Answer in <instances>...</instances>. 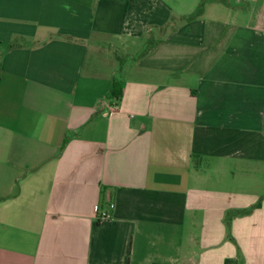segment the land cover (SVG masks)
<instances>
[{
	"label": "crops",
	"instance_id": "0c3cea01",
	"mask_svg": "<svg viewBox=\"0 0 264 264\" xmlns=\"http://www.w3.org/2000/svg\"><path fill=\"white\" fill-rule=\"evenodd\" d=\"M263 190L264 0H0V264H264Z\"/></svg>",
	"mask_w": 264,
	"mask_h": 264
},
{
	"label": "trees",
	"instance_id": "16d2710c",
	"mask_svg": "<svg viewBox=\"0 0 264 264\" xmlns=\"http://www.w3.org/2000/svg\"><path fill=\"white\" fill-rule=\"evenodd\" d=\"M203 6H204V1H202L200 3V6L198 8V10L192 15L189 17V19H193L195 18L197 15L201 14L202 13V10H203ZM11 48L12 47H15V45H11L10 46ZM114 91L112 92V96L115 97V98H119L120 96V89L118 86H114ZM261 203H257L256 205L254 206H251L250 208H247V209H243V210H230L226 213V216H225V223H226V226H227V229H228V234H229V237L231 238V224H232V220L234 219L235 216H243V215H247V214H250L254 209L260 207ZM235 261H232V260H227L226 261V264H231V263H234Z\"/></svg>",
	"mask_w": 264,
	"mask_h": 264
},
{
	"label": "built area",
	"instance_id": "2783aa9c",
	"mask_svg": "<svg viewBox=\"0 0 264 264\" xmlns=\"http://www.w3.org/2000/svg\"><path fill=\"white\" fill-rule=\"evenodd\" d=\"M115 209V205L114 204H110V206H109V210H114ZM94 210H95V212L96 213H98L99 214V206H95L94 207ZM100 220H104V221H107V220H111L112 219V215L111 214H109L108 212H104V213H101V215H100Z\"/></svg>",
	"mask_w": 264,
	"mask_h": 264
},
{
	"label": "rangeland",
	"instance_id": "374dc122",
	"mask_svg": "<svg viewBox=\"0 0 264 264\" xmlns=\"http://www.w3.org/2000/svg\"><path fill=\"white\" fill-rule=\"evenodd\" d=\"M150 46H151L150 43H148V42L146 43V41H145V42L143 41V43H141L138 47L135 48L134 52H135V53L143 52V51L147 50L148 47H150ZM120 55H121L123 58H127V57H125L126 55H124L123 52H120ZM119 78H121V75H119ZM263 191H264V190H263Z\"/></svg>",
	"mask_w": 264,
	"mask_h": 264
}]
</instances>
